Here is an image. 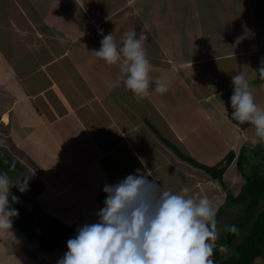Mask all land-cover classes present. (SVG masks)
<instances>
[{
  "label": "crops",
  "instance_id": "obj_1",
  "mask_svg": "<svg viewBox=\"0 0 264 264\" xmlns=\"http://www.w3.org/2000/svg\"><path fill=\"white\" fill-rule=\"evenodd\" d=\"M132 29L143 35L151 62L144 98L125 87L119 64L94 52L104 35L119 42ZM262 61L264 0H0V151L32 175L29 190H39L45 210L49 203L58 208L44 212L74 232L98 219L106 183L137 170L150 173L162 190L187 186L190 194L225 205L229 183L245 182L236 160L221 182L167 142L210 166L230 151L264 150L253 126L229 119L238 73L264 107ZM165 76L169 88L161 94L155 82ZM262 162L247 152L244 170ZM81 198L89 208L84 218ZM12 232L25 245L19 254ZM3 234L11 240L0 238V264H57L51 262L56 251L43 250L15 222ZM231 247L223 260L236 254ZM55 249L62 256L68 250L63 242ZM253 264H264V257Z\"/></svg>",
  "mask_w": 264,
  "mask_h": 264
},
{
  "label": "clouds",
  "instance_id": "obj_2",
  "mask_svg": "<svg viewBox=\"0 0 264 264\" xmlns=\"http://www.w3.org/2000/svg\"><path fill=\"white\" fill-rule=\"evenodd\" d=\"M100 31L103 34V29ZM94 52L109 65L119 64L121 79L135 97L149 95L151 62L143 35L138 36L132 29L125 31L117 42L109 33ZM259 73L264 77V66ZM169 82L166 76L158 79L155 91L167 92ZM232 82L230 121L253 126L255 136L264 141V107L256 102L243 73L232 76ZM149 175L137 170L115 183H106L104 206L96 213L98 219L77 228L57 264H215L217 241L221 239L216 219L219 208L207 195L190 194L187 186L180 192L162 190L160 183L149 179ZM30 179L27 174L13 180L6 172H0V231L11 230L12 218L18 216L12 202L19 197L11 189L27 191ZM225 231L238 234L239 228L227 225ZM218 247L222 252L227 249L224 244Z\"/></svg>",
  "mask_w": 264,
  "mask_h": 264
},
{
  "label": "trees",
  "instance_id": "obj_3",
  "mask_svg": "<svg viewBox=\"0 0 264 264\" xmlns=\"http://www.w3.org/2000/svg\"><path fill=\"white\" fill-rule=\"evenodd\" d=\"M167 143L182 159L188 161L193 166L204 170L213 179L221 182H223V175L226 169L236 158V153L230 151L222 161L210 166L184 154L178 147H175L170 142ZM247 152H254L260 155L261 160L263 161L254 168L252 167L250 171L244 170V162L247 161ZM252 155L254 154L252 153ZM237 165L244 175L245 182L241 191L236 196L231 189L227 190L226 203L232 202L233 205H242L245 209H243V216L233 223L239 228L238 234L225 231V226H227L225 224L221 239L217 241V248L214 254L215 264H253L256 258L264 257V205H262V201L264 200V150L257 151L253 149L249 150L246 147L242 148L237 157ZM0 172H6L13 180L29 174L31 176L30 181L32 180V175L28 172L25 174V170L20 163L4 151H0ZM149 179H153V177L149 176ZM35 187H37V190L39 189V186ZM34 190L32 191L28 189L21 193L17 187L11 189V191L19 197L18 201L12 202V206L18 210V216H16V218L14 217L15 223L19 232L25 234V236L31 240L37 239L39 246L43 250L51 252L53 251L54 246L57 247L59 245L58 237L55 233L56 230L49 228L47 223H45L46 219H49L52 215L48 212H44L47 210L39 204L36 205V196L39 190L35 192ZM105 196L106 193L103 191L98 197L102 207L104 206L103 202ZM28 203L32 204L34 209H30ZM221 209L222 208L218 209L216 217L217 221L222 211ZM39 215L41 217H39ZM37 216L41 223H43V221L45 223V228L40 234H37L33 228V224L38 220ZM241 234L242 236L240 237ZM237 240H240V243L237 242L236 244V254L223 260L222 251H220L218 246L224 244L229 247Z\"/></svg>",
  "mask_w": 264,
  "mask_h": 264
},
{
  "label": "rangeland",
  "instance_id": "obj_4",
  "mask_svg": "<svg viewBox=\"0 0 264 264\" xmlns=\"http://www.w3.org/2000/svg\"><path fill=\"white\" fill-rule=\"evenodd\" d=\"M6 34H9V32H5ZM176 147V146H175ZM11 151H9V153L11 154V156H12V153H14V154H16L17 155V153L16 152H14V148H11L10 149ZM13 157V156H12ZM14 157H15V155H14ZM229 168H227L226 169V171H225V173H224V175L225 174H227V172L229 171L228 170ZM228 170V171H227ZM229 173H230V171H229ZM224 175H223V178H224ZM231 176H228V178H230ZM225 181L227 182V183H229V180L227 179V177H226V179H225ZM226 183V184H227ZM244 183V181H242L241 183H239V181L237 180V179H235V180H233L231 183H229V184H232V192H238L239 191V189H240V186H241V184H243ZM228 187V186H227ZM32 192V191H31ZM239 193V192H238ZM84 197H88V194H84L83 195ZM213 200H212V202L214 201V199L215 198H212ZM36 202H37V204L36 205H40L41 206V202L40 201H37V199H36ZM81 202H82V206L79 208V211H81V217L82 218H84L85 217V215H86V213H87V211H88V209L89 208H87L86 206H84V203H83V199L81 198ZM227 202V201H226ZM220 202H218V204H219ZM216 205V204H214L213 203V205L218 209L219 208V206H220V208H222L221 210V213H220V215H219V217H218V224H217V226H218V229L221 231V234H222V232H224V226H225V224L226 225H232L233 223H235L236 221H238L239 220V218L241 217V216H243L242 214H243V209H245V207L243 206L242 207V205L240 206H238V205H233V203L232 202H230V203H226L225 205H222V204H220V205ZM262 205H264V200L262 201ZM28 206H29V208L30 209H34V206L32 205V204H29L28 203ZM49 206V207H48ZM222 206V207H221ZM42 207V206H41ZM58 208L56 207V206H54V205H52L51 203H49V204H47V211H49V212H51V213H54L56 210H57ZM39 217H41L40 215H39ZM39 217L37 216V218H38V220H37V222L35 223V224H33V228H34V230L36 231V233L37 234H40L41 233V231L45 228V223H47V225H48V227L49 228H53V229H55L56 231H55V233H56V236L58 237V243H60V242H63L64 243V245H65V247H67V241H68V239H69V234L70 233H72L73 235H72V237L76 234V232H74L73 230H66V229H64V227H67L68 225H69V223L67 222V223H62V222H58V221H56V219H55V217H50L49 219H46V221H45V223H44V221H43V223H41V221H40V219H39ZM14 218V217H13ZM12 218V219H13ZM16 218V217H15ZM69 219H71V218H69ZM68 219V220H69ZM40 221V222H39ZM15 222V219H13V223ZM71 224H73L72 222H71ZM13 225V224H12ZM13 230V229H12ZM67 233L68 235H66L65 233ZM13 233V232H12ZM11 233V234H12ZM14 234L15 233H13V236L11 237V238H14L13 240H15L16 239V246L14 247V250L15 251H17L16 252V254H19L20 253V251H25V249H24V244L23 243H21L22 241H20L19 240V237H14ZM244 234V233H243ZM5 236L6 235H0V238L1 237H3V239H4V241H2V240H0V243H1V241L2 242H4V243H6V242H8L9 240H11V238H10V236L8 235V238H5ZM242 236V234L240 235V237ZM21 237V236H20ZM59 239H61V240H59ZM33 240H35V239H33ZM37 240V239H36ZM237 242H239L240 243V240H237L236 242H234L232 245H230L229 247H227V249H226V251H225V253L226 254H228V252H231V253H233V247H231V246H233V245H236L237 244ZM29 243V245H31V242H28ZM4 246V245H3ZM32 246V245H31ZM35 247V246H34ZM38 248V247H37ZM56 248V246H54V248H53V250L54 251H56L55 253H54V257L53 256H51V262H52V260H53V258H57V260L58 259H60L61 257H62V255H60L61 253H60V251L59 250H57V249H55ZM39 249V248H38ZM68 249V248H67ZM0 250H1V248H0ZM26 252H28V251H26ZM28 253H32V251L30 250V252H28ZM53 253V252H52ZM29 255V254H28Z\"/></svg>",
  "mask_w": 264,
  "mask_h": 264
}]
</instances>
